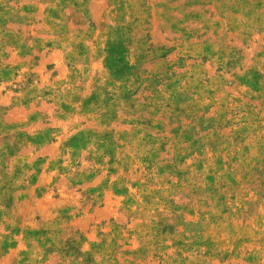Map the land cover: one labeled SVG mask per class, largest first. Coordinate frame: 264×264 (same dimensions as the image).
I'll return each instance as SVG.
<instances>
[{
	"label": "rangeland",
	"instance_id": "rangeland-1",
	"mask_svg": "<svg viewBox=\"0 0 264 264\" xmlns=\"http://www.w3.org/2000/svg\"><path fill=\"white\" fill-rule=\"evenodd\" d=\"M0 264H264V0H0Z\"/></svg>",
	"mask_w": 264,
	"mask_h": 264
}]
</instances>
